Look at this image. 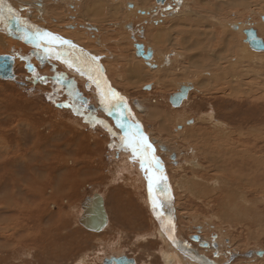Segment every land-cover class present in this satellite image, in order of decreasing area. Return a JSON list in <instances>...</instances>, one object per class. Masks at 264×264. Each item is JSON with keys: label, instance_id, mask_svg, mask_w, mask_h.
<instances>
[{"label": "rangeland", "instance_id": "rangeland-1", "mask_svg": "<svg viewBox=\"0 0 264 264\" xmlns=\"http://www.w3.org/2000/svg\"><path fill=\"white\" fill-rule=\"evenodd\" d=\"M9 1L22 14L30 12L32 20L34 19L38 23H40L41 16L46 19L40 12L41 7L39 5L44 4L43 7L47 6V8L53 6L51 0H32L30 1L32 6L28 3L29 0ZM166 1L164 2L165 4L158 0H150V3H148L151 7L159 5L157 8L160 9L162 6L165 12H172L173 15L179 13L181 16L177 17L182 18L186 16L183 10L188 8L190 11L192 10L191 13L194 14L192 16L196 17L192 18L191 16L188 19L185 17L187 44L185 41L184 43L181 41L183 37L180 36L183 35L178 34L180 27L176 26L175 28L174 22H165L163 28H169L171 24L173 25V28L169 31L173 33V43L175 42L174 44L177 45L175 47L169 46V37L167 34H163V28H159L161 30L159 34L164 35L160 39L166 41L164 42L166 47L165 45L162 46L167 50L164 53L159 51V53L164 54L169 59L174 58L172 54L176 52L181 54L180 61L177 60L175 64L178 66L177 72L175 70L170 73L167 72L166 76L162 68L158 70L160 72L153 70L158 73L147 69L150 73L141 82L132 80L133 83L131 82V84L128 82L129 79H124L120 82L116 78L119 81L117 83L115 77L118 72L108 67V61H105L109 79L115 85L114 89L122 95L121 97L124 100L122 101L127 109L132 111L131 113L129 110V124L133 125L132 120L134 119L137 122L136 124L140 126V130L142 129L140 132H143L148 137L150 136L152 143H155L154 141L156 140L157 144L165 145L171 152V154H168L158 150L157 153L166 164L172 186L176 187V236L181 241H178L179 245L182 243V245L188 246L197 253L204 255L202 259H210L215 264H264V256L262 258L255 254L252 257L245 256L248 252L264 251L263 190L252 191L251 193L245 192L247 194H242L240 197H231L232 199H230L231 181L233 180L231 173L228 171L226 175L223 172L213 171L212 165L214 163L208 165V156L204 153L206 146L202 142V136L206 129L215 133L213 124H208L204 119V115L215 113L214 117L216 120L218 119L225 123L227 129L224 130L225 132L223 131L222 136L220 135L223 144L221 141L217 142V144L221 143L224 147V144L229 145L233 142L232 144L236 145L237 148L249 150L252 155L256 153L255 149H250L252 145L255 148H259V145L264 146V91H260L262 88L264 89V68L248 67L251 64H248L247 60L245 63L240 62L237 69L246 67V70L252 71V79L247 78L244 80L241 87L233 90V96H228L222 95L223 93L221 92H216V94L214 90L212 91V88L216 86L217 79L215 74L218 75V71L215 72V68H205L206 73L203 70L204 64H201L206 62L203 58L205 54L202 56L201 54L207 48L205 43L208 39V42H210L214 37L212 50L218 49L216 45L219 37L222 38L221 31L222 34L224 31L222 27L220 29V26H222L221 22L251 23L253 21L251 18L261 22L260 16L258 14L253 15L249 9L251 8L250 6L239 5L236 9L234 8L233 13L223 11L215 22V19L210 18L211 15L209 13H205L200 9L201 6L211 7L213 2L203 1L199 3L202 0H190L189 2L180 0L181 2H175L172 0L170 2H174L173 5H175L174 10H172L170 2L167 3ZM249 1L252 3L258 0ZM262 2L264 5V0ZM196 3H198L200 11ZM185 5L186 8H184ZM195 7L196 9H194ZM246 7L248 10H246ZM59 8L57 10L63 13L64 16L63 21L58 20V22L61 25H73L75 17L71 18L70 15L68 16L65 13V11L69 12V9L61 4ZM74 8V6H71L70 10L72 11ZM165 12L163 11V13ZM200 12L206 16L204 25L199 20V17L196 16L197 14L199 16ZM73 14L74 12L71 13V15ZM122 18L117 19L118 21L109 19V24L105 25L108 28L101 26V32L105 33L104 30L107 31L108 29L107 32L111 34V36L108 35L105 47L116 55H119L118 51L123 49L125 56L129 57L118 62L123 68L128 65V60H136L131 58L134 49L133 47L131 49L129 45L131 42L128 38V32H126V29H119L118 27L119 25L121 26L120 23L125 24V19L124 17ZM176 19L180 20L179 18ZM189 19L190 21H188ZM48 20L52 21L51 19ZM78 21L77 23L80 24H94L90 20L85 22L80 19ZM131 21L133 22L132 26L128 24L126 27L131 28V31L133 29L135 31L139 30L137 32H141L144 29L143 31L146 34L144 35L148 38H146V42L148 41L146 44L159 50L158 45H156L158 43L152 40L151 43L149 39L156 35L154 33H157L158 26L155 23L150 24L146 21L134 20V18ZM195 22H197L196 24L199 23V27ZM113 24H116V26L113 27ZM205 26H208L207 29ZM253 26L256 28L255 25ZM48 27L51 31L61 34V32H58L59 30L55 31L57 27L52 22H49ZM164 33H167V31ZM204 33L208 36L206 37ZM201 34H204L207 39L202 43H200L201 40H205V38ZM227 34L226 37L228 39L232 38L235 41H233L234 45H239V36H232L231 33ZM229 35L230 37H228ZM112 36H115V38H112ZM192 38L193 40H191ZM10 39L13 40V38ZM114 41L118 44L114 45ZM197 45L199 46L196 49ZM36 48L29 51L28 49L20 50L13 46L12 49L7 50L4 48L1 52L19 54L25 57L27 62L23 61L22 68L16 69L17 79L22 80L24 78L25 84H17L16 82L0 78V264H82V262L84 264H104V259L111 256L119 257V255L133 258L138 264H168L165 259L175 255L177 249L169 237L167 239L160 234L162 229L157 217H155L152 204L149 202L151 197L148 191V181L145 178L144 170L140 168V157L134 158L131 149L125 150L121 146L120 137L124 134L110 116L107 115L106 110L104 111L102 104L105 107V102L102 103L100 101L101 103H98L94 92L91 90L89 94L84 89L85 87L78 80L76 81L77 78H72L73 75L71 73L70 76L62 74L68 72L66 71L67 68H64L54 56H50L51 54L46 55L42 48H39L42 52ZM221 51L219 50L220 53L218 54L220 56L222 55ZM184 56L185 59H183ZM195 56L196 60L194 59ZM224 56H228L229 59L230 53L228 55V52H226ZM39 57L45 61V67L40 70V75L38 69L37 74H29L26 70L27 64L37 65ZM112 57L114 58V56ZM192 60L193 63L191 62ZM52 66L56 68L55 71L51 69ZM195 66L197 67L195 68ZM209 67L212 68V65ZM181 68L185 70H181ZM198 68H200V72ZM144 72L147 74L146 70ZM209 72L212 75L204 76L209 74ZM19 74H24L26 77L22 76V78H19ZM42 74L48 76V81H44L41 78ZM123 75H125V72L123 73L122 70ZM118 76H120V72ZM206 77L210 78L207 80ZM61 78L67 81L64 82ZM72 80L77 83L76 87L80 91L79 95L90 102L87 107L66 98L64 91L70 90ZM203 80L206 81H204V84ZM188 82H191L196 90L190 91L181 107L174 108L169 102L170 96L179 91V85ZM249 84H252V86ZM148 86H151L152 89L146 90ZM54 88L62 91L60 96L55 94ZM247 89H251L252 94H250L252 96L244 93ZM209 92L212 94L210 95ZM246 95L251 98L246 97ZM140 101L144 104L141 112L138 108ZM112 102H114L113 99ZM60 104H63L64 107H60ZM251 104L256 105V107H249ZM72 106H76V110L72 109ZM250 109L258 110L257 116H259V119L262 118V120L255 123L242 124L241 126L236 122L239 119L235 116L247 110L250 112ZM79 112L82 113L79 114ZM156 114L157 119L152 117ZM158 114H160V117ZM180 115L185 117V119L186 117L189 118L192 121L190 125L194 124V126L185 127L183 131V128L180 129L179 127L178 131L176 126L180 124V119H177ZM230 116L233 117L231 118ZM116 117L119 118V115L117 114ZM232 121H235V124ZM163 126L166 127L164 128ZM255 129H257V132H252ZM248 130H250L251 137L246 135ZM220 133L218 131L219 138ZM210 137L213 138L212 134ZM211 140L213 147L214 138ZM243 140L248 141L250 147H248L246 142L244 147ZM232 144H230L231 147L233 146ZM219 150H221V147ZM172 156L176 158L174 161ZM132 158H134L133 161ZM224 158L218 159L219 163L216 166L227 165ZM191 160L202 165V168L197 171V179L191 167L188 166L189 164L187 165L186 163ZM206 173L214 178L209 181L207 189H205L211 192L208 196L199 192L202 189L199 186L201 177ZM218 176L219 178L217 179L216 177ZM261 183L264 186V182ZM153 190L152 194L154 192L156 194L159 193L158 195L164 193L161 183L157 187L153 186ZM94 193H99L105 198L109 216V225L100 233L90 232L79 223V218L82 214L81 203L85 197ZM18 206H26V211H20ZM166 208L164 209L167 210ZM197 226H201L203 230L198 232ZM193 236H199L201 240L209 242L212 247L207 251L206 249L208 248L201 247L199 242L191 239ZM164 243L168 244L165 245ZM213 243L215 244L213 245ZM53 251H56V253H52ZM187 260L190 259L187 258Z\"/></svg>", "mask_w": 264, "mask_h": 264}, {"label": "bare ground", "instance_id": "bare-ground-1", "mask_svg": "<svg viewBox=\"0 0 264 264\" xmlns=\"http://www.w3.org/2000/svg\"><path fill=\"white\" fill-rule=\"evenodd\" d=\"M30 1L32 0H29V4L31 5ZM38 1V0H37ZM44 1V0H43ZM52 1V5L51 7H48L47 6H44L43 5H39L41 8H40V12L42 13V15L44 17H46V19H43V17L41 16L40 17V23L34 21V19L32 20V17H30V12H27L25 14H22V12H20L18 9H16V7L9 1V0H3L2 3H0V55L2 56H13L15 57V66H14V79L13 80H10L12 82H16L17 84H25L24 83V78L21 80V79H17V74H16V69H20L22 68V62L23 61H27L25 59V57H22L20 56L19 54L15 55L13 53H1L3 50L2 49H12L13 46L19 48L20 50L23 49V50H33L35 49L36 46V43L33 41V40H30V39H24V35L27 33L29 35H31L33 32L30 31L26 26L27 25H33L35 27H37L39 30L40 29H43L44 32H51L53 34H55L56 36H59V37H62L66 40L69 39V41L72 42L73 45H75V48H72V47H69L68 45H61V44H57L58 45V48H56V52H59L61 57L60 59H58L56 57V54L54 55V57L58 60L59 63H61L64 68H67L66 71L68 72H64L62 74L66 75V76H70V73L73 75L72 78H77L76 81L78 80L79 83L82 84V86H85L86 82L89 81L91 83V87L93 89V92L95 94V97H96V100L97 102L99 103L101 101V92H104L106 94V91L103 87L104 83H106L105 80H103L99 75H98V79H97V76H96V73H95V67L96 65L93 64V62H89V61H92L93 58H95V60L98 62V64L100 66L103 67L104 69V72H107V68L105 67L106 66V62L105 61H108V67H111L115 72H118V74H116L117 76L119 75V72H120V76H116L115 77V80L116 82L118 83L119 81L121 82L122 80L126 79L128 80L129 83L132 82V80L135 82H141L145 77H148V73H150L149 71H153V70H163V72L165 73V75L167 74V72H171V71H176L177 72V68L178 66H176V62L177 60L180 61V55L179 52H176L172 55H174V58L172 59H169V58H166L164 56V54H161V53H164L166 52V48H164V46L162 45H165L164 42L166 41H163V39H160L162 37H164V35H160L159 33H161L160 29H162L164 27V23L165 22H171V23H175V28L176 26L177 27H180L179 29V32L178 34L179 35H183V36H180V37H183L182 38V42L187 44L186 42V19L185 17L188 19L189 17L191 18L192 15H194L193 13H191V11L187 8L184 11V14L186 13V16L185 17H177V16H181L179 13L177 14H174L172 12L170 13H167L165 12V9L162 8L161 6V9L160 8H157L159 7L156 6V5H153L152 7L149 5L150 3V0H51ZM170 1L172 0H167L166 2L169 3ZM173 1H180V0H173ZM184 1H187L189 2L190 0H184ZM203 1H208L209 2H213V4L211 5V7H202L201 6V11L205 12V13H209L211 16L210 18L212 19H215V22H216V19L222 15V12L224 11H227V12H232L233 13V10L234 8L236 9L239 5H246V6H250L251 8H249L252 12V14H258L261 19V22L258 20V21H255L254 19L251 18V20H253L251 23H244V22H227V23H224V22H221V25L220 26V29L221 27L223 28L222 30L223 31V34H222V31H221V35H222V38L219 37V41L217 42V45L216 47H218V49H213V46L212 45V42L213 40L215 39L213 37V39H211V37H209L211 40L210 42L209 39H208V43L206 42V50H203V54H205V56L203 57L204 60L206 61L205 63H201L202 65L204 64V71L206 72V69H214L215 72L218 71V75L215 74V72H213L215 74V77L217 79V82H216V86L212 88V91L214 90L215 93L216 92H221L223 93L222 95H228V96H233V90H235L236 88L238 89L239 87H241L244 83V80H246L247 78H250V80L252 79V71H249V70H246L245 68L246 67H241L240 69H237L240 64V62H246L247 60V63L248 64H251L250 66L248 67H253V68H257V67H260V68H264V56L261 57L262 55H264V52H261V51H256L254 49H252L249 45L248 42H246V35H245V30H248L250 29L251 27L256 29L257 33H258V36L260 38H262L264 40V5H263V0L262 1H255V2H252L250 3L249 0H202L201 2L199 3H202ZM149 2V3H148ZM181 2V1H180ZM35 3V2H34ZM174 2H170V8L172 10H174L175 8V5H173ZM185 3V2H184ZM193 3V2H192ZM195 3V2H194ZM249 3V4H247ZM38 4V3H37ZM61 5H64L66 8L69 9V12L68 11H65L66 15H70V17L74 18L75 19L73 20V22L75 21V25L73 24H68V25H61V23L58 22V20L61 22L63 21V13H61L60 11L57 10L60 9L59 6ZM165 4V3H164ZM198 5V3H196ZM211 4V3H210ZM149 5V6H148ZM177 5V3H176ZM201 5V4H200ZM32 6V5H31ZM71 6H74V10H70V7ZM62 7V6H61ZM177 7V6H176ZM197 7V6H196ZM196 7L194 9H196ZM47 8V9H46ZM166 8V6H165ZM186 8V5L185 7ZM183 8V9H184ZM199 9V5L197 7ZM216 8V9H215ZM247 8V7H246ZM64 9V8H63ZM67 9V10H68ZM157 9V10H156ZM197 9V11H198ZM199 9V11H200ZM48 10V11H47ZM187 10V11H186ZM245 10V8H244ZM248 10V8L246 9ZM163 11L165 13H163ZM169 11V10H168ZM186 11V12H185ZM242 11V10H241ZM73 15H71V13H73ZM181 12V11H180ZM238 12V11H237ZM183 13V12H182ZM243 13V12H242ZM245 13V12H244ZM263 13V14H262ZM246 14V13H245ZM244 14V15H245ZM159 15V16H158ZM226 15H228L226 13ZM235 15V14H234ZM243 15V14H241ZM197 17H199V20H201V22L203 23V25L206 23L205 21V14H201V12L199 13V16L198 14L196 15ZM122 17H124V21H125V24L124 23H120L121 26L119 25V29L120 28H124L126 29V32H128V38H129V41L131 43H129V45L131 46V49L133 47L134 51H130L132 53L131 55V58L136 61H129L128 60V65L124 66L123 64V68L121 67L120 63H118L119 61H123L124 58H129V57H126L125 56V51L123 49L121 50H117L119 52V55H116L114 53H112L106 46V40L108 38V35L111 36V34L108 31L104 30L105 33H102L101 31V26L105 27V25L109 22V19H114V20H117L119 18L123 19ZM162 17V18H161ZM223 17V16H222ZM242 17V16H241ZM248 17V16H247ZM252 17V16H251ZM34 18V17H33ZM65 18V17H64ZM70 18V19H71ZM137 19L139 21H146L150 24H154L157 27V33H154L156 35H154L153 37L149 38L150 41L152 40L153 42L155 43H158L156 45H158V49L159 50H156L157 48H154V47H150L148 46L146 43V40L148 39L145 35V32L142 30L141 32H137L135 31L134 29L131 31L129 28H127L126 26H128V24H133V22L131 21V19ZM169 18V19H168ZM177 20L176 18H182L180 20H177L175 21L174 20ZM192 18H196V17H193ZM209 18V19H210ZM221 18V17H220ZM231 18V17H230ZM238 18V17H237ZM250 18V17H249ZM48 19H51L52 21H49ZM66 19V18H65ZM84 20L86 22V20H90L92 22H94V24L92 25H86V24H80V23H77L79 22L78 20ZM204 19V20H203ZM235 19V18H234ZM36 20V19H35ZM198 20V18H197ZM198 20V21H199ZM218 20V19H217ZM223 20V19H222ZM227 21V19H225ZM224 20V21H225ZM237 20V19H236ZM118 21V20H117ZM190 21V19L188 20ZM193 21V20H192ZM191 21V22H192ZM212 21V20H211ZM228 21H231V20H228ZM49 22L53 25H55L57 27V30L55 31H58V32H61V34H57L56 32H53L49 29L48 25H49ZM71 22V21H70ZM116 22V21H115ZM214 22V21H212ZM218 22V21H217ZM42 23V24H41ZM111 23V22H110ZM166 23V24H167ZM190 23V22H189ZM197 22H195L196 24ZM200 23V21H199ZM196 24L197 26L199 25ZM201 23V24H202ZM207 23H209L207 21ZM219 23V22H218ZM254 23V24H253ZM77 24V25H76ZM109 24V23H108ZM124 24V25H123ZM212 24V23H211ZM215 24V23H213ZM51 25V24H50ZM111 25V24H110ZM144 25V24H143ZM193 25V23H192ZM255 25L256 28L253 26ZM116 26V24H113V27ZM130 26V27H131ZM170 26V25H169ZM168 26V27H169ZM201 26V25H200ZM216 26V25H215ZM51 27V26H50ZM55 27V28H56ZM78 27V28H77ZM112 27V26H111ZM117 27V28H118ZM141 27V26H140ZM149 27V26H148ZM199 27V26H198ZM206 29L208 26H205ZM213 27V26H212ZM105 28H108V27H105ZM150 28V27H149ZM148 28V29H149ZM153 28V27H152ZM151 28V29H152ZM160 28V29H159ZM173 28V25L171 24V27L169 28H163L162 30L163 31V34H167V36L169 37L168 39V42H169V46H177L173 43V33L169 30H171ZM185 28V29H184ZM197 28V27H196ZM196 28H193V29H196ZM110 29V28H109ZM141 29V28H140ZM156 29V28H155ZM191 29V28H190ZM198 29V28H197ZM196 29V30H197ZM211 29V27H210ZM114 30V29H113ZM175 30V29H174ZM37 31V30H36ZM118 31V29H117ZM115 30V32H117ZM151 31V30H150ZM167 33H164L166 32ZM191 31V30H190ZM189 31V32H190ZM208 31V30H207ZM206 31V33H207ZM212 31V30H211ZM112 32V31H110ZM171 32V33H170ZM187 32V33H189ZM193 32V31H191ZM198 32V31H197ZM109 33V34H108ZM133 33V34H132ZM150 33V32H149ZM200 33V32H199ZM209 33V32H208ZM227 33H231L232 36L233 35H237L239 36L240 40H239V45H234V40H232V38L228 39L226 36L228 35ZM97 34V35H95ZM102 34V35H101ZM116 34V33H115ZM145 34V35H144ZM176 34V32H175ZM192 34V33H190ZM205 34V33H204ZM204 34H201V35H204ZM212 34V33H211ZM9 35V36H8ZM11 35V36H10ZM148 35V33H147ZM150 35V34H149ZM194 35H196L194 33ZM193 35V36H194ZM206 35V34H205ZM205 35H204V38H205ZM214 35V34H213ZM8 36V37H6ZM107 36V37H105ZM118 36V35H116ZM120 36V34H119ZM191 36V35H190ZM198 36V35H197ZM208 35H206L207 37ZM211 36V35H210ZM13 38L10 39V38ZM16 37V38H14ZM195 37V36H194ZM199 37H200V34H199ZM230 37V35L228 36ZM112 38H115V36H112ZM119 38V37H118ZM121 38V36H120ZM147 38V39H146ZM197 38V37H196ZM16 39V40H15ZM122 39V38H121ZM120 39V40H121ZM201 39V38H200ZM237 39V38H236ZM235 39V40H236ZM143 40V41H142ZM162 40V42H161ZM166 40V39H165ZM178 40V39H177ZM176 40V41H177ZM193 40V38L191 39ZM207 39L205 38V40H201L200 43H202L203 41H206ZM118 41V40H117ZM151 41V43H152ZM180 41V40H179ZM190 41V40H189ZM197 41V42H198ZM234 41V42H233ZM237 41V40H236ZM115 42V41H114ZM124 42V41H123ZM122 42V43H123ZM195 42H196V39H195ZM194 42V43H195ZM127 43V42H126ZM237 43V42H236ZM114 44V43H113ZM118 43L115 42L114 45H116ZM128 44V43H127ZM135 44H142L144 46V52L147 53L148 51H151L153 53V57L150 61H146L142 56H139L137 53H136V48H135ZM179 44V43H178ZM192 44V43H191ZM197 44V43H195ZM199 44V43H198ZM108 45V44H107ZM111 45V44H110ZM124 45V44H123ZM202 45V44H200ZM204 45V44H203ZM46 45H43L40 47L42 48V50L44 51V48ZM92 46V48H90ZM185 46V45H184ZM199 45H197L196 49L198 48ZM220 46V48H219ZM56 47V46H55ZM112 47V46H111ZM119 47V45H118ZM166 47V45H165ZM183 47V46H182ZM181 47V48H182ZM194 47V46H193ZM117 48V47H116ZM168 48V47H167ZM172 48V47H171ZM192 48V47H191ZM195 48V47H194ZM193 48V49H194ZM203 48V46H202ZM205 48V47H204ZM37 50H40L39 48H36ZM120 49V48H119ZM190 49V48H189ZM40 50V51H42ZM172 50V49H171ZM186 50V49H185ZM187 50H188V47H187ZM191 50V49H190ZM199 50V49H198ZM197 50V51H198ZM219 50H222L221 52V56L218 55L220 52ZM159 51H161V53H159ZM176 51V50H175ZM195 51V49H194ZM169 52V51H168ZM172 52V51H171ZM187 52V51H186ZM185 52V53H186ZM193 52V51H192ZM226 52H228V55L230 53V57L228 59V56H224L226 54ZM29 53V52H28ZM83 53V54H82ZM101 53V54H100ZM116 53V52H115ZM197 53V52H195ZM202 53V52H201ZM103 54V55H102ZM105 54V55H104ZM170 54V53H169ZM179 54V55H178ZM183 54V53H182ZM186 55V54H185ZM114 56V58L112 57ZM170 56V55H169ZM183 56V55H182ZM181 56V57H182ZM172 57V56H171ZM192 57V56H191ZM260 57V58H259ZM88 58V59H87ZM92 58V59H90ZM65 59L67 60H70L72 61V66L69 67V65L67 63H65ZM113 59V60H112ZM130 59V60H132ZM183 59H185V56L183 57ZM196 60V56L194 58ZM193 59V60H194ZM191 60V59H190ZM193 60L191 61L193 63ZM199 60V59H198ZM201 60V59H200ZM21 61V62H20ZM183 61V60H182ZM181 61V62H182ZM105 62V63H104ZM195 62V61H194ZM201 62H203L201 60ZM126 63V64H127ZM180 63V62H179ZM184 63V62H183ZM199 63V62H198ZM246 63V65H247ZM60 64V65H61ZM105 65V66H104ZM192 65V64H191ZM212 65V68H210L209 66ZM242 65V64H241ZM244 65V64H243ZM91 66H94V72H93V69L91 68ZM176 66V67H174ZM190 66V65H189ZM146 67V68H145ZM192 68V66H190ZM197 66H195L196 68ZM199 67V66H198ZM209 67V68H208ZM98 68V67H97ZM116 68H117V71H116ZM156 68V69H155ZM185 68V67H183ZM194 68V66H193ZM147 69H150L149 71ZM199 72H200V68H198ZM201 69V70H202ZM100 70V68H99ZM109 70V69H108ZM121 70V71H120ZM122 70H123V73L125 72V75L122 76ZM147 71V74H145L146 72L144 71ZM181 70H185V69H182ZM197 70V69H196ZM260 70V69H259ZM179 71V70H178ZM188 71V70H187ZM197 71V72H198ZM47 72V71H46ZM49 72V71H48ZM154 72V71H153ZM160 72V71H158ZM158 72H154V73H158ZM180 72V71H179ZM184 72V71H182ZM189 72V71H188ZM196 72V71H195ZM100 73V72H99ZM181 73V72H180ZM187 73V72H186ZM202 73V72H201ZM207 73V72H206ZM108 74V73H107ZM114 74V73H113ZM176 74V73H175ZM179 74V73H178ZM183 74V73H181ZM203 74V73H202ZM250 74V76H249ZM20 76H18L19 78H22L23 77H26V75L24 74H19ZM163 75V74H162ZM163 75V76H165ZM169 75V74H168ZM199 75V74H198ZM207 75H212V73L209 72V74H206L204 76H207ZM105 76V75H104ZM161 76V75H160ZM167 76V75H166ZM262 76V75H261ZM28 77V76H27ZM107 77V80L109 81V86L112 90H114L116 93L119 94V96L121 97L122 95H120V93L118 91H116L114 89V86L112 84V82L110 81L109 79V76H106ZM154 77V76H153ZM169 77V76H168ZM203 77V76H202ZM214 77V78H215ZM259 77V76H258ZM264 77V76H263ZM119 81H117V79ZM152 78V77H150ZM164 78V77H163ZM166 78V77H165ZM207 78V77H206ZM210 78V77H208ZM207 78V80H208ZM203 79V78H202ZM213 79V78H211ZM21 80V81H20ZM204 81L203 80V84H204ZM97 82H99V87L97 86ZM206 82V81H205ZM133 83V82H132ZM131 83V84H132ZM207 84V83H206ZM205 84V86H206ZM248 84V82H247ZM183 85H186V86H189L192 88V90H196V88L194 87V85L191 83V82H188V83H185ZM252 86V84H249ZM182 85H179V90H180V87ZM203 86V85H202ZM212 86V85H211ZM198 87V86H197ZM204 87V86H203ZM250 87V86H249ZM191 90V91H192ZM210 91V90H209ZM260 91H264V89L262 88ZM211 92V91H210ZM209 92V94H210ZM245 94H248L249 96L252 94L251 92V89H247L246 92H244ZM251 93V94H250ZM212 94V93H211ZM210 94V95H211ZM217 94V93H216ZM238 94V93H237ZM107 95V94H106ZM219 95V94H218ZM125 96V95H124ZM246 95V97L248 98H251ZM252 96V95H251ZM210 97V96H209ZM108 105H110L111 107L113 106L114 108L112 109H115L116 112H113V113H117L119 115V118H117V120H119V123L120 124H123L125 125V129L128 128V126L130 125L128 120H130L128 117L130 116V113H129V110L127 109V107L125 106L124 104V100H119V99H113L111 97H108ZM114 100V102H112L111 100ZM229 99V98H228ZM239 101V100H238ZM123 102V103H122ZM130 102V101H129ZM156 102V101H155ZM220 102V101H219ZM249 102V101H248ZM101 103V102H100ZM257 103V102H256ZM249 104V103H248ZM260 104V103H259ZM103 105V108H104V111L106 110V107H104V104ZM101 105V106H102ZM256 107V105H249V107ZM138 108L140 110V112L143 110L144 108V104L143 102L140 101V103L138 104ZM249 110V109H248ZM246 111V112H240L238 113L235 117L237 119H239L238 122L241 126L242 124H248V123H255V122H258L261 119H259V116H257V111L258 110H251L250 109V112L249 111ZM131 111V110H130ZM259 112L261 113V111L259 110ZM132 113V111H131ZM116 114V115H117ZM175 114V113H174ZM215 114V113H214ZM214 114H207L206 116L204 115V119L207 121V123L209 124H213L214 126V132H209L207 129L204 131V134H203V145L206 146L204 148L205 150V154L208 156V159H207V156H206V159H207V163L208 165L210 163H214L212 165V168H213V171L214 172H223L227 175V172L229 171L231 173V177H232V181H231V186L232 188L230 189V194H229V198L232 199L233 197H240L242 196V194H247L245 192H257V190H263L264 192V186L261 182H264V146H260L259 145V148H255V146L252 145V147H250V144L249 142L247 141H244L243 142V146L245 147V142L247 143L248 147H250V149H255L256 153L255 155H252L250 153L249 150H240V148H237L236 145L232 144L233 142H231L230 144H232L233 146L231 147L230 144L226 145L224 144V147H223V143L221 141V136L223 135V131L226 129V124L225 123H222L221 121H218L216 120V118L214 117ZM114 115V114H113ZM115 115V116H116ZM159 117H160V114H158ZM260 115V114H259ZM152 117H157V114L156 115H153ZM164 117V116H163ZM226 117V116H225ZM231 118L233 116H230ZM112 119V118H111ZM157 119V118H156ZM160 119V118H159ZM177 119H180V122L178 120V122L180 124H178L176 126V129L178 130V128L180 127L183 128V130H185V127L186 128H190V127H193V125H190L192 124V121L186 117H183L182 115H180ZM169 120V119H168ZM114 121V120H113ZM133 125H136V121L133 119ZM167 121V120H166ZM226 121V120H225ZM228 122V121H227ZM234 122L235 124V121H232ZM166 124V123H165ZM168 125V124H167ZM212 126V125H211ZM232 126V125H231ZM164 127V126H163ZM166 127V126H165ZM164 127V128H165ZM262 128V127H260ZM229 129V128H228ZM251 129V128H250ZM129 130V129H127ZM142 130V129H141ZM140 130V131H141ZM193 130V129H192ZM227 130V129H226ZM132 131H135V129H132ZM179 131V130H178ZM218 131L221 132L219 134L220 138L218 137ZM243 131V130H242ZM190 132V131H189ZM225 132V131H224ZM252 132H257V129L253 130ZM251 132V133H252ZM259 132V131H258ZM143 135H145L143 132H141ZM177 133V132H176ZM194 133V131H193ZM231 133V132H230ZM244 133V132H243ZM242 133V134H243ZM260 133V132H259ZM213 136L214 138V145L213 148L212 147V140L213 138H211L210 136ZM257 134V133H255ZM262 135V133H260ZM149 135V134H148ZM179 135V134H178ZM230 135V134H229ZM246 135L248 137H251L250 136V130H248V132H246ZM147 136V135H146ZM176 136V135H175ZM241 136V135H239ZM258 136V135H257ZM260 136V135H259ZM150 137V136H149ZM148 138V141L154 145V149L156 151V155H158V150L162 151L159 146H163L166 148V151L168 154H171V152H169V149L168 147H166L165 145L163 144H157L158 142L155 140L154 142L155 143H152L151 142V138ZM224 137V136H223ZM243 137V136H242ZM261 137V136H260ZM225 138V137H224ZM223 138V139H224ZM256 138V137H255ZM230 139V138H229ZM258 139V138H257ZM264 139V138H263ZM221 141V143H218ZM157 142V143H156ZM227 143V142H226ZM235 143V142H234ZM260 143V142H259ZM157 144V146H156ZM216 144V146H215ZM202 145V144H201ZM202 145V146H203ZM203 146V147H204ZM221 147V150H219V148ZM1 147V146H0ZM241 147V146H240ZM242 147V148H244ZM222 150H225V151H222ZM164 152V151H163ZM7 153V152H6ZM173 155V154H172ZM159 157V156H158ZM225 157V161H226V164L225 166H216L217 163H219V160L218 159H221ZM161 159V158H160ZM134 160V158H132V161ZM125 161V160H124ZM174 161V160H173ZM163 162V161H162ZM127 163V162H126ZM125 163V164H126ZM164 163V162H163ZM188 166L191 167V169L193 170V174L195 176V178L197 179L198 177H196L197 175V171L200 170L202 168V165L198 164L196 161H188L186 162ZM134 165V164H133ZM132 166V165H131ZM177 167V166H176ZM125 168V167H124ZM139 168V167H138ZM141 168V167H140ZM139 168V169H140ZM129 169V168H128ZM181 169H182V166H181ZM208 169V167H207ZM164 170L166 171L167 175H168V182H169V186L171 187V192L169 191V189L167 188V185L165 183V180L161 181L160 183L162 184L163 188H164V193H161V195H158L156 194L155 192L152 194L153 197H155L156 199L160 200L161 203L163 204V207H161L160 209H158L159 212H163L165 215L163 217H160L158 218L157 216V213L155 212V217H157L158 219V222L160 223V226H161V232L160 234L162 235V237L164 238H167L169 237L170 235L173 237V239H170V241L172 240V244L174 245V247L177 249V253H175V255H171L170 258H167L165 259L167 261L168 264H174V263H180V264H215V262H213L212 260H207V259H202V257H204V255L200 254V253H197L196 251L190 249L188 246H184L182 245H179V242H178V239H177V233L176 232H171L169 233L168 231H166V228H170L172 224H169V221H171V216L172 214L175 215V219H176V207H175V193H176V187L172 186L171 184V181H170V177H169V174H168V169L166 167V164L164 163ZM159 171L161 172V170L159 169ZM205 171L207 172L206 168H205ZM162 173V172H161ZM223 174V175H225ZM144 175H145V178H146V172L144 171ZM225 177V176H224ZM217 179L219 178L216 177ZM261 178V179H259ZM214 179L212 176H208V174L206 173L205 175H203L201 177V180H200V184L199 186H201V190L199 191L200 193H203L204 195L208 196L211 194L210 190H205L207 189V185L209 184V181ZM184 180V179H183ZM256 181V182H254ZM189 184V183H188ZM180 185V184H179ZM196 185V184H194ZM197 185H198V182H197ZM210 185H212L210 183ZM217 185V184H216ZM155 187L159 186L158 185H154ZM213 186V185H212ZM162 188V187H161ZM14 190V189H13ZM163 190V189H162ZM154 191V190H153ZM157 192V191H156ZM197 192V193H199ZM260 192V191H259ZM170 193H172L173 195V202L171 204V198H170ZM157 196V197H156ZM246 196V195H244ZM232 197V198H231ZM105 200V198H104ZM239 200V199H238ZM151 203V201H149ZM246 202V201H245ZM250 202V201H249ZM248 202V203H249ZM254 202V201H253ZM237 203V202H236ZM239 203V202H238ZM247 203V202H246ZM261 203V202H260ZM19 204V203H18ZM152 204V203H151ZM251 204V203H250ZM15 205V204H14ZM253 205V204H252ZM106 206V205H105ZM17 207V205H16ZM19 207V210L20 211H23L25 210V207L26 206H18ZM54 207V206H53ZM167 207V208H166ZM251 207V206H250ZM164 208H166L167 210H165ZM153 209V208H152ZM174 209V210H173ZM26 211V210H25ZM107 211V209H106ZM82 214H83V211H82ZM81 214V215H82ZM163 220L164 222V227H162V224H161V221ZM2 222V221H1ZM109 225V223H108ZM107 225V226H108ZM177 226V225H176ZM177 228V227H176ZM197 229H199L198 232H201V230H203V228L201 226H197L196 227ZM159 233V232H158ZM160 235V236H161ZM225 236V235H224ZM168 239V238H167ZM202 242H205V243H209V242H206V241H203L201 240ZM222 241V240H221ZM165 244V243H164ZM168 244V243H166ZM165 244V245H166ZM210 244V243H209ZM215 243H213L214 245ZM220 246V245H219ZM211 244L209 245L208 249H206L207 251L211 248ZM205 248V247H204ZM58 250V249H57ZM176 251V250H175ZM169 252V251H168ZM171 252V251H170ZM256 252V251H255ZM52 253H56V251L52 252ZM169 254V253H168ZM173 254V253H172ZM162 255V254H161ZM126 256V255H125ZM121 257H124V255L120 256L119 257H115V256H111V257H108L106 259H111V258H121ZM127 257V256H126ZM190 259V260H187ZM262 258V257H261ZM104 259V260H106ZM185 259H186V262H185ZM196 262V263H194ZM166 263V262H165ZM82 264H84V262H82ZM115 264V263H113ZM136 264L137 261H136Z\"/></svg>", "mask_w": 264, "mask_h": 264}, {"label": "water", "instance_id": "water-1", "mask_svg": "<svg viewBox=\"0 0 264 264\" xmlns=\"http://www.w3.org/2000/svg\"><path fill=\"white\" fill-rule=\"evenodd\" d=\"M26 27L32 32L36 31V30L39 32H44L43 29L39 30L37 27L30 25V24L27 25ZM245 35H246V42L249 43V45L252 49H254L256 51L264 52V40L258 36L256 29L251 27L250 29L245 30ZM14 38H16V37H14ZM55 46H56L55 48H58L57 44ZM135 48H136V53L139 56H142L146 61H150L152 59L153 53L151 51H148L147 53H145L144 52V46L142 44H135ZM49 54H51L52 56L55 55L54 53H49ZM15 59L16 58L13 56H7V55L2 56V55H0V78L1 79H4V80H13L14 79L13 70H14V66H15ZM151 89H152L151 86H148L146 88V90H151ZM191 90H192L191 87L186 86V85H182L178 92H176L175 94L170 96V98H169L170 104L174 108L181 107L182 103L187 99ZM108 97H111V96L109 94H107V98ZM107 98L105 100V107H106L107 115L110 116V118H112V120H114V123L119 128V130H121L123 132V134H125V132L128 131L127 130L128 128L125 129V128H121L119 126V124H118L119 120H117L115 113H113L116 111H115V109H112V108H114L113 106L111 107L110 105H108V99ZM159 148L164 152L166 151V148L163 146H159ZM155 156L160 161V164H161L160 170H161L162 174L166 177L165 183L167 185V188L171 192V187L169 186V182H168V175H167L166 171L164 170V163L162 162L160 157H158V155H156V151H155ZM175 159H176L175 156H172V160H175ZM170 198H171V204H172V202H173L172 193H170ZM81 209L83 211V214L79 218V223L86 230H88L90 232H94V233H100L107 227V225L109 223V216H108V213L106 211L104 197L101 194L94 193L91 196L85 197V199L81 203ZM171 224L174 225V231L173 232H176V219H175L174 214H172V216H171ZM191 239L193 241L199 242V245L201 247L208 248L210 245L209 243L202 242L199 236H193ZM178 241L181 242L179 239H178ZM253 254H255L258 257H262V256H264V251H256L255 253L248 252L247 254H245V256L246 257H252ZM113 263H115V264H136V260L133 258H128V257L124 256L121 258L106 259L104 261V264H113Z\"/></svg>", "mask_w": 264, "mask_h": 264}, {"label": "snow or ice", "instance_id": "snow-or-ice-1", "mask_svg": "<svg viewBox=\"0 0 264 264\" xmlns=\"http://www.w3.org/2000/svg\"><path fill=\"white\" fill-rule=\"evenodd\" d=\"M2 2L3 0H0V3ZM24 39L33 40L36 43L37 48H40L42 44L46 45L44 47L45 53H55L58 59L62 57L59 52H56V44L68 45L69 47L75 48V45H73L71 41L56 36L51 32L34 31L31 35L26 33L24 35ZM65 63H67L69 67L72 66V61L70 60L65 59ZM97 86L99 87V82H97ZM108 94L113 99L123 100V98L120 97L118 93H116L110 88L108 89ZM106 98L107 95L104 92H101L102 103L105 102ZM118 124L121 128L125 127V125L120 124L119 122ZM128 129L129 130L126 131L125 134L120 137L121 146L125 150L131 149L134 158L137 156L140 157L141 168L146 172V179L148 181V191L151 197L153 211L157 213L158 218L163 217L165 214L163 212L158 211V209L163 207V204L160 200L156 199L155 197H152L153 186L158 185L161 181L166 179V177L159 171L161 167L160 161L155 156V149L153 148L152 144L148 141L147 136L143 135L140 132V126L138 124L129 125ZM132 129H135V131H132ZM109 131L111 130L109 129ZM161 224L162 227H164L163 220L161 221ZM169 224H171V221H169ZM166 231H168L169 233L174 231V225H171L170 228H166ZM169 238L173 239L171 235L169 236Z\"/></svg>", "mask_w": 264, "mask_h": 264}, {"label": "flooded vegetation", "instance_id": "flooded-vegetation-1", "mask_svg": "<svg viewBox=\"0 0 264 264\" xmlns=\"http://www.w3.org/2000/svg\"><path fill=\"white\" fill-rule=\"evenodd\" d=\"M158 1H160L161 3H163L164 4V2H165V0H158ZM159 2V3H160ZM42 52V51H41ZM46 54V53H45ZM83 54V53H82ZM47 55V54H46ZM48 55H50V54H48ZM50 56H52V55H50ZM53 57V56H52ZM88 59V58H87ZM90 59H92V58H90ZM27 62V61H26ZM89 62H93V64H97L96 65V67H95V73H96V76H97V79H98V75L103 79V80H105L106 81V83H104V85H103V87H104V89H105V91H106V94H108V89L110 88V86H109V81L107 80V77L106 76H108V74H107V72H104V69H103V67L102 66H100L99 64H98V62L95 60V59H92V61H89ZM37 65H33V64H27V66H26V70L28 71V73L29 74H32V75H35V74H37V69H38V72H39V75H40V70L41 69H43V67H45V61L42 59V58H38V61H37ZM105 66V65H104ZM98 67V68H97ZM106 67V66H105ZM91 68L93 69V72H94V66H91ZM99 68H100V70H99ZM51 69L53 70V71H55L56 70V68L54 67V66H52L51 67ZM100 72V73H99ZM105 75V76H104ZM35 77V76H34ZM47 77L48 76H44V74H42L41 75V78L44 80V81H48V79H47ZM37 79V78H36ZM61 80L62 81H64V82H66L67 80H63V78H61ZM52 83V82H51ZM74 83V84H73ZM76 82H75V80H72L71 81V85H72V87H70V90H65L64 92V94L66 95V98L69 100H71V101H76L78 104L79 103H81L83 106H85V107H87V105H89L90 104V102H88V101H86L85 100V98H83V97H81L80 95H79V89H78V87H76ZM85 88V90H87L88 92H89V94H90V91L92 90L93 91V89H92V87H91V83L89 82V81H87L86 82V84H85V86H84ZM111 89V88H110ZM54 91H55V94L56 95H61V93H62V91H60V89H55L54 88ZM53 93V92H52ZM60 107H64V105L63 104H60L59 105ZM72 109H74V110H76V106H72ZM82 112H79V114H81Z\"/></svg>", "mask_w": 264, "mask_h": 264}]
</instances>
